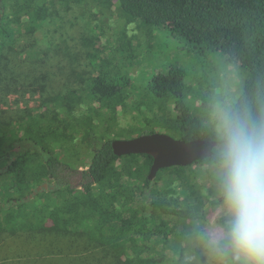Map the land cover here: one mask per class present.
<instances>
[{"label": "trees", "instance_id": "obj_1", "mask_svg": "<svg viewBox=\"0 0 264 264\" xmlns=\"http://www.w3.org/2000/svg\"><path fill=\"white\" fill-rule=\"evenodd\" d=\"M131 23L132 43L165 28L202 58L224 55L245 70L242 85L221 92L219 82H189L187 70L172 66L131 90L129 76L114 74L120 55L97 75L105 65L85 58L96 60L99 39L118 47ZM226 92L264 97V0L0 1V264H186L192 252L205 256L197 235L218 205L212 156L150 179L153 157L117 155L112 141L159 127L215 140L209 105ZM36 93L34 105L10 102Z\"/></svg>", "mask_w": 264, "mask_h": 264}, {"label": "clouds", "instance_id": "obj_2", "mask_svg": "<svg viewBox=\"0 0 264 264\" xmlns=\"http://www.w3.org/2000/svg\"><path fill=\"white\" fill-rule=\"evenodd\" d=\"M210 176L220 222L200 228L212 264H264V97H213Z\"/></svg>", "mask_w": 264, "mask_h": 264}, {"label": "rangeland", "instance_id": "obj_3", "mask_svg": "<svg viewBox=\"0 0 264 264\" xmlns=\"http://www.w3.org/2000/svg\"><path fill=\"white\" fill-rule=\"evenodd\" d=\"M127 28H129V30L125 32L128 33V37H124L123 43L120 41L118 43V47L114 46L113 44L108 46L101 45L102 41L99 39L96 42V48L98 50L94 52L96 60H92V58L90 56L88 57V55L87 58H85L86 63H88L89 59V61L93 63L97 61V64L103 63L105 65L106 68L97 71V75L104 74L107 71L110 73V67L114 64L113 56L118 57L120 55L119 57L122 59L117 62V69L114 74L129 76L131 83L128 85V89L131 90H144L148 86L149 81L157 72L166 71L172 66H180L187 70L189 82H193L194 80L196 81V79L198 80L197 77H200L201 82H204L205 87L207 88H214L212 85L215 84V82H219L217 84V88L219 87L218 89H221V92L224 91V88L226 91L233 90L234 92L237 90L235 87H239V85H242L244 81L243 78L245 77L246 72L244 69L238 66L239 64L230 62L228 59L225 60L226 57L218 53L212 54L209 58H202L196 53L184 49L181 41L175 39L165 28L156 29L154 31L155 34L148 36V38L144 37L143 39L145 42H142L141 44L137 43V41L136 43H132V34H137L136 24L131 23ZM110 50H117L119 54L114 53L110 55ZM86 53H88V49H86ZM86 53L82 55H86ZM108 55H110L111 58H109ZM93 72L94 71L92 70L91 73ZM123 79L126 80V78ZM14 97L16 98V96ZM14 97L12 96V101L10 102L13 104L18 103V105L20 104L22 107L39 103V94L37 93L29 96H17L18 100H16L15 103ZM124 113L125 115L131 114L130 112ZM145 131L148 132L141 134L127 133L125 135L119 136V138H133L145 133H151L147 128H145ZM155 132H164L170 134L168 130L161 127L156 129ZM174 137L178 138L177 135ZM192 168H196V165L192 166ZM81 169L85 170L86 168L83 167ZM209 210L210 213L207 226L218 224L217 219L221 214V210L219 209L218 205L210 207ZM190 256L191 257L188 258L186 264H212L207 253L198 260L192 258V256L196 258L194 256V252H192V255ZM62 264H68V262H62ZM88 264L95 263L90 261Z\"/></svg>", "mask_w": 264, "mask_h": 264}, {"label": "water", "instance_id": "obj_4", "mask_svg": "<svg viewBox=\"0 0 264 264\" xmlns=\"http://www.w3.org/2000/svg\"><path fill=\"white\" fill-rule=\"evenodd\" d=\"M215 140H186L164 132H151L133 138H117L112 147L117 155L149 154L153 157L150 179H155L162 168L186 166L195 161L204 160L213 155ZM48 183L39 186L35 193L48 187Z\"/></svg>", "mask_w": 264, "mask_h": 264}, {"label": "flooded vegetation", "instance_id": "obj_5", "mask_svg": "<svg viewBox=\"0 0 264 264\" xmlns=\"http://www.w3.org/2000/svg\"><path fill=\"white\" fill-rule=\"evenodd\" d=\"M0 1H2V0H0Z\"/></svg>", "mask_w": 264, "mask_h": 264}]
</instances>
